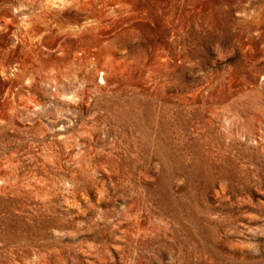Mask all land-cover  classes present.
<instances>
[{
    "label": "rangeland",
    "instance_id": "rangeland-1",
    "mask_svg": "<svg viewBox=\"0 0 264 264\" xmlns=\"http://www.w3.org/2000/svg\"><path fill=\"white\" fill-rule=\"evenodd\" d=\"M0 264H264V0H0Z\"/></svg>",
    "mask_w": 264,
    "mask_h": 264
}]
</instances>
